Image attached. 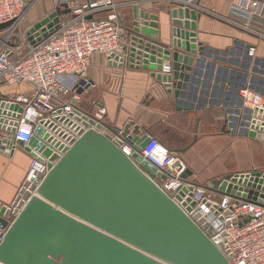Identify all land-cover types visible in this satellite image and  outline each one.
Segmentation results:
<instances>
[{
    "label": "water",
    "instance_id": "95a60500",
    "mask_svg": "<svg viewBox=\"0 0 264 264\" xmlns=\"http://www.w3.org/2000/svg\"><path fill=\"white\" fill-rule=\"evenodd\" d=\"M171 5L169 43L161 41L158 15L135 3L127 28L128 45L107 59L115 66L126 61L130 67L149 70L178 98L200 71L203 56L209 54L196 38L200 12L181 2L171 1ZM68 13V4L60 2L25 30L27 39L35 43L47 37L57 29L60 16ZM167 60L171 71L163 72ZM92 83L82 77L76 92L82 94ZM251 86L264 95L263 80L252 77ZM11 110L21 108L0 102V113L9 115ZM74 116L83 126L77 138L36 124L27 143L16 141L31 155L45 158L47 172L32 182L24 181L15 200L0 206V228L5 230L0 264H231V252L221 250L224 243L215 245L209 238L216 232L214 227L204 231L198 224L203 218L197 223L184 209L195 204L192 190L198 183L179 187L171 198L153 182L161 172L141 154L151 137L147 131L139 133L141 127L132 120L112 128L90 114ZM242 117L240 130L264 145V110L243 107ZM12 125L14 132L17 122ZM123 143L131 147L130 156L121 149ZM191 175L187 168L182 176ZM209 184L219 193L243 200L260 203L264 198V170L227 174ZM188 189L190 196L180 203Z\"/></svg>",
    "mask_w": 264,
    "mask_h": 264
},
{
    "label": "built area",
    "instance_id": "2783aa9c",
    "mask_svg": "<svg viewBox=\"0 0 264 264\" xmlns=\"http://www.w3.org/2000/svg\"><path fill=\"white\" fill-rule=\"evenodd\" d=\"M31 1L0 0V25L7 23L0 28V102L13 103L21 108L20 112L11 110L9 115L0 113V149L6 155L10 153L7 139L11 137L14 141L27 143L36 124L48 130L52 126L58 132L77 138L78 129L83 126L74 115L90 114L98 122L105 123V107L94 103L92 111V107L85 105L81 94L76 92V84L86 76L94 55L108 57L113 53L121 54L127 34L121 1L60 0L68 4L70 13L60 16L53 33L31 43L25 34L28 27L24 24ZM172 1L187 6L195 2ZM89 14L93 16L91 19L86 18ZM218 17L264 39V0H233L231 17ZM253 50L251 47L249 54ZM162 71L169 72L170 66L163 65ZM22 83L29 84L31 90L12 95L1 90L3 85ZM239 94L243 107L264 110V95L248 86L242 87ZM17 113L20 114L18 118ZM14 122L17 126L12 132L10 128ZM121 149L127 156L132 154L127 144L123 143ZM141 154L161 172L152 180L171 198L179 187L198 183L192 190L195 204L184 209L197 223L203 218L198 224L204 231L208 226L214 227L216 232L209 238L215 245L224 243L221 250L225 254L227 249L231 252L228 257L231 264H264V198L260 203L243 200L209 188L210 182L204 184L191 176L183 177L187 169L183 158L153 136ZM46 172V159L32 155L24 181L32 182ZM190 193L189 189L184 191L180 203ZM196 212L200 213L199 218L194 217ZM4 231L0 228V243Z\"/></svg>",
    "mask_w": 264,
    "mask_h": 264
},
{
    "label": "crops",
    "instance_id": "0c3cea01",
    "mask_svg": "<svg viewBox=\"0 0 264 264\" xmlns=\"http://www.w3.org/2000/svg\"><path fill=\"white\" fill-rule=\"evenodd\" d=\"M119 1L123 3L120 9L126 31L133 19L132 5L138 3L141 9L158 15L161 41L169 43L172 24L168 11L174 7L172 0ZM232 1L191 2L190 6L200 12L196 20L197 42L206 47L209 56H203L200 71L178 98L149 70L130 67L126 61L115 66L102 54L93 56L85 76L93 83L81 94L105 107L104 122L112 128H121L132 120L141 127L139 133L147 131L172 152L188 147L177 154L192 172L191 178L204 184L264 164V156L255 149L252 152L249 146L254 139L240 130L243 105L239 94L244 86L256 90L251 86L254 75L264 81V39L218 17H231ZM59 3L60 0H32L24 24L29 27L37 23ZM128 41L127 32L126 45ZM251 47L254 50L249 54ZM163 65H169L171 71L170 61H164ZM1 90L12 95L29 91L31 86L3 85ZM7 143L9 155L0 149V205H10L15 200L32 156L11 137Z\"/></svg>",
    "mask_w": 264,
    "mask_h": 264
},
{
    "label": "rangeland",
    "instance_id": "374dc122",
    "mask_svg": "<svg viewBox=\"0 0 264 264\" xmlns=\"http://www.w3.org/2000/svg\"><path fill=\"white\" fill-rule=\"evenodd\" d=\"M255 76V75H254ZM83 98V101H84V103L87 105L88 104V106L90 105L92 108L95 106L94 105V103L92 102V99H91V97L90 96H85V97H82ZM104 119H105V117H104ZM250 147H251V150H252V152L254 151V149H255V151H259V153H261L263 156H264V145H263V143L262 142H259V141H257V140H252V142L250 143V145H249ZM257 167H258V169H264V164L262 163V164H258L257 165ZM206 184V183H205Z\"/></svg>",
    "mask_w": 264,
    "mask_h": 264
}]
</instances>
